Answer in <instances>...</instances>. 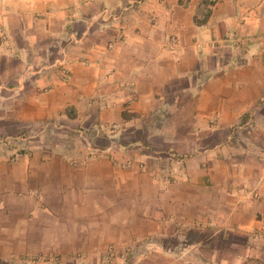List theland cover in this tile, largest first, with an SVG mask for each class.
Wrapping results in <instances>:
<instances>
[{
  "label": "crops",
  "instance_id": "1",
  "mask_svg": "<svg viewBox=\"0 0 264 264\" xmlns=\"http://www.w3.org/2000/svg\"><path fill=\"white\" fill-rule=\"evenodd\" d=\"M253 230L264 0H0V264H264Z\"/></svg>",
  "mask_w": 264,
  "mask_h": 264
},
{
  "label": "rangeland",
  "instance_id": "2",
  "mask_svg": "<svg viewBox=\"0 0 264 264\" xmlns=\"http://www.w3.org/2000/svg\"><path fill=\"white\" fill-rule=\"evenodd\" d=\"M111 124H118L119 125V128H117L115 130H112V131L106 130L105 127L106 126H109ZM103 129L106 132H108L110 134H113V135H115L116 133L117 134L119 133V135L114 138L117 141V143L115 142L116 147L119 146L120 144L126 143L127 139L130 138V137H132L131 135L128 134L127 130H124L125 129V126H123L119 122H113V123L104 125ZM230 130L233 131L234 130V127H231ZM103 143L104 142L99 143L100 145H96V147H91L92 156H94V157H97V156H105V155H108L110 153V152H106L109 149H105L104 148V145H101ZM116 147H115V149H116ZM127 160H131V159H125V160H121V161L120 160H117L116 162H117L118 167L124 168V167H121L120 164L121 163H125V161H127ZM133 162H134V160H133ZM130 166H132V165H130ZM207 228L215 229L216 227H214V226H207ZM194 229H196V228L194 227ZM195 231H196L194 233L195 239H198V238L203 239V242L206 245H208L207 244V241H209L210 242V249L211 250H215L216 251L215 253H217L219 251V249H223L224 252L222 250L219 251V252L220 253H223V254L224 253H228L229 254V255H227V254L222 255L221 258H229V256L232 257L231 254H233V253L231 252V250H232L231 249V246L234 245V244H232V242L234 240L233 238H231V239L222 238L221 239L220 238V231H217V230L211 232L210 237H207V235H208L207 230H201V228H197V230H195ZM236 240L238 241V243H240L242 249L249 248V247H255V246H258V245L262 246V244L264 243V231H261V230L249 231V233H247L245 235L242 234V236L239 237ZM116 251H117V249H116ZM118 253L120 254L122 252H118ZM123 253H124V257L123 258L120 257V256L118 257L117 256L118 254H116V256L113 259L108 258V256L106 255V253H105V256L107 257V260L110 262V264H125L126 261H127V257L129 256V250H127L125 248L124 251H123ZM218 255L220 257V254H218V253L215 254V255H211V257L212 256L215 257V260H216L217 257H218ZM242 257H243V263H250V262L257 261L256 259L253 258L254 256H249L248 254H245V253H243Z\"/></svg>",
  "mask_w": 264,
  "mask_h": 264
},
{
  "label": "built area",
  "instance_id": "3",
  "mask_svg": "<svg viewBox=\"0 0 264 264\" xmlns=\"http://www.w3.org/2000/svg\"><path fill=\"white\" fill-rule=\"evenodd\" d=\"M3 36H4V34L2 35V37ZM169 43H170L171 47L174 48L176 46V44H177V38L175 36H171L169 38ZM64 75H65V78H67L66 72L64 73ZM105 128H106V130L112 131V130H115V129L119 128V125L118 124H111L109 126H106ZM131 163H132L131 160H127V161H125V163H121L120 166L124 167V168L125 167H129L131 165ZM105 253L108 256V258H110V259H113L116 256V254H118L117 255L118 257L119 256L122 257V258L124 257V253L123 252L119 254L118 251H116V249H114V247H112V246H109L106 249Z\"/></svg>",
  "mask_w": 264,
  "mask_h": 264
}]
</instances>
